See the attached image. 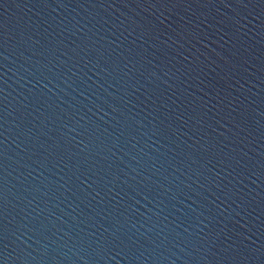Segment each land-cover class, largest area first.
Returning <instances> with one entry per match:
<instances>
[{
  "label": "water",
  "instance_id": "95a60500",
  "mask_svg": "<svg viewBox=\"0 0 264 264\" xmlns=\"http://www.w3.org/2000/svg\"><path fill=\"white\" fill-rule=\"evenodd\" d=\"M0 264H264V0H0Z\"/></svg>",
  "mask_w": 264,
  "mask_h": 264
}]
</instances>
